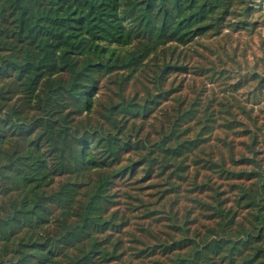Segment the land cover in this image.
I'll return each instance as SVG.
<instances>
[{
    "label": "trees",
    "instance_id": "trees-1",
    "mask_svg": "<svg viewBox=\"0 0 264 264\" xmlns=\"http://www.w3.org/2000/svg\"><path fill=\"white\" fill-rule=\"evenodd\" d=\"M263 20L0 0V264H264V69L223 43Z\"/></svg>",
    "mask_w": 264,
    "mask_h": 264
},
{
    "label": "rangeland",
    "instance_id": "rangeland-1",
    "mask_svg": "<svg viewBox=\"0 0 264 264\" xmlns=\"http://www.w3.org/2000/svg\"><path fill=\"white\" fill-rule=\"evenodd\" d=\"M263 40L264 20L258 24V26L253 30L252 34H248L247 32L239 35L237 34L234 38H229L226 42L223 41V43H225V45L228 47L229 52L234 51L238 47L239 50L236 52L237 60H239L242 64V67L239 68V72L246 74L252 67H256L257 70L259 69L260 71L264 69V59L262 57L264 55L262 50V46L264 45L262 44ZM233 54L234 52L231 53V55ZM225 58L229 60L230 63L234 62L232 56L230 55L226 54ZM233 72L234 76L237 77L239 72ZM244 82L246 85L243 88V93H248L251 88L254 87L255 81L245 80ZM245 98L247 99L248 97Z\"/></svg>",
    "mask_w": 264,
    "mask_h": 264
}]
</instances>
